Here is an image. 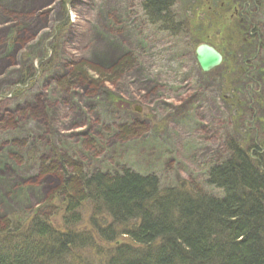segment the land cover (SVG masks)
I'll return each mask as SVG.
<instances>
[{"label": "rangeland", "instance_id": "374dc122", "mask_svg": "<svg viewBox=\"0 0 264 264\" xmlns=\"http://www.w3.org/2000/svg\"><path fill=\"white\" fill-rule=\"evenodd\" d=\"M172 12L187 24L178 37L147 23L141 0H0V227L36 211L58 225L60 178L41 166L60 156L217 195L205 175L234 142L264 174V0H175ZM200 44L222 56L208 73ZM126 57L110 83L90 70ZM78 64L88 80L71 84Z\"/></svg>", "mask_w": 264, "mask_h": 264}, {"label": "trees", "instance_id": "16d2710c", "mask_svg": "<svg viewBox=\"0 0 264 264\" xmlns=\"http://www.w3.org/2000/svg\"><path fill=\"white\" fill-rule=\"evenodd\" d=\"M174 4L141 0L147 23L178 37L187 24L175 20ZM84 65L74 67L71 84L88 80ZM130 66L126 57L107 76L90 70L110 83ZM227 148L228 158L205 175L217 195L186 182L163 189L156 176L129 169L84 172L62 156L43 163L42 173L60 178L59 223L37 211L5 220L0 264H264V174L236 143ZM82 213L90 231L80 228Z\"/></svg>", "mask_w": 264, "mask_h": 264}, {"label": "water", "instance_id": "95a60500", "mask_svg": "<svg viewBox=\"0 0 264 264\" xmlns=\"http://www.w3.org/2000/svg\"><path fill=\"white\" fill-rule=\"evenodd\" d=\"M194 57L202 73L210 72L217 68L222 62L221 54L208 44L198 45L194 51Z\"/></svg>", "mask_w": 264, "mask_h": 264}, {"label": "bare ground", "instance_id": "6f19581e", "mask_svg": "<svg viewBox=\"0 0 264 264\" xmlns=\"http://www.w3.org/2000/svg\"><path fill=\"white\" fill-rule=\"evenodd\" d=\"M6 3H8V2H6ZM90 37H91V36H90ZM109 53H110V52H108V51L106 52L107 55H108ZM96 54H97V51H96V50H95V52L92 51V52H91V57H93V56H97ZM113 56H114V54H111V55H110V57H113ZM110 57H109V58H110ZM251 59H252V58H251ZM252 60H253V59H252ZM2 66H4V65H2ZM242 70H247V68H246V67H245V68H242ZM241 73H242V72H240V74H241ZM243 82H244V81H243ZM253 82H254V84H252V85H253L254 88H255L254 90H256V89H257V84H258V83H255V81H253ZM258 85H261V84H258ZM260 92H261V90H260ZM255 95H256V94H255ZM255 95H254V96H255ZM254 99H255V97H253L252 100H254ZM107 103H108V105H109V104L112 105V104H113V100H111V99L109 98V101H107ZM136 110H138V109H135V111H136ZM209 188H211V187H209ZM211 189L217 191L216 188H211ZM217 192H218V191H217Z\"/></svg>", "mask_w": 264, "mask_h": 264}]
</instances>
